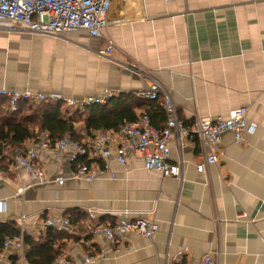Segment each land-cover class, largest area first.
Returning a JSON list of instances; mask_svg holds the SVG:
<instances>
[{
    "label": "crops",
    "instance_id": "crops-1",
    "mask_svg": "<svg viewBox=\"0 0 264 264\" xmlns=\"http://www.w3.org/2000/svg\"><path fill=\"white\" fill-rule=\"evenodd\" d=\"M119 8L125 16L116 24ZM110 20L115 23L102 37L85 30L56 37L0 30V90L77 101L110 90L113 99H142L156 80L185 127L247 108L255 130L241 143L225 133L216 164L207 163L212 148L198 137L172 140L170 163L182 164L181 178L147 169L139 154L120 164L91 148V170L106 163L109 170L100 179L76 180L70 147L59 155L38 151L47 180L38 184L14 170L13 150L7 151L0 156L9 163L0 164V223L16 222L22 237L39 239L45 222L54 221L53 229L68 238L53 264H200L207 256L213 264H264V0H116ZM108 41L115 47L111 58L99 55ZM134 111L143 114L138 103ZM75 126L87 145L101 133L88 136L83 122ZM35 134L24 146L43 136ZM121 219L152 222L157 231L151 239L129 233L118 246L91 231ZM0 264L27 262L9 247L0 251Z\"/></svg>",
    "mask_w": 264,
    "mask_h": 264
},
{
    "label": "built area",
    "instance_id": "built-area-1",
    "mask_svg": "<svg viewBox=\"0 0 264 264\" xmlns=\"http://www.w3.org/2000/svg\"><path fill=\"white\" fill-rule=\"evenodd\" d=\"M116 0H0V30L8 32H31L47 36H58L66 32L85 30L93 37H102L103 32L111 28L115 22L110 20V12ZM173 2L176 0H166ZM124 10L118 9L116 24L124 20ZM115 51L113 42L108 41L107 46L100 52V56L111 58ZM114 92L105 90L104 96H90L83 100H62L55 94H41L30 90H0V98L9 101L10 110L16 112L20 102L28 105H39L49 102H63L69 108L83 111L94 105H106L114 98ZM139 96L144 100H156L163 98V108L166 113V122L162 129H157L151 123L149 116L142 115L137 121L123 124L118 132L100 133L89 140L88 145L80 141H72L65 137L56 142L50 140L48 133H44L41 139H34L24 148H18L10 152V160L14 170L22 169L27 176L38 184L47 182L45 172L38 164L37 153L45 150L59 155L72 147L74 153L71 163L74 166L72 178L85 180L86 182L100 179L106 176L109 165L106 163L97 172L91 168L78 165L81 157L89 155V149L100 153L105 158L114 157L120 164H126L127 157L131 153L139 154L145 160V166L149 170L158 171L163 178H181L183 167L181 163H170L169 143L181 136H196L205 148H212L207 157L208 164H216L219 161L218 146L225 133H232L237 143L243 141L245 133L253 132L255 126L250 125L247 119V108H240L230 112L227 118L211 120L196 119L191 127H185L180 119L177 107L173 103L165 88L156 80H150L146 89ZM116 135V136H115ZM1 156V154H0ZM200 171L205 166L198 167ZM111 178L115 174H111ZM59 184H64L63 179H57ZM69 221L65 226H69ZM46 228L57 227L52 220L45 222ZM61 230V229H59ZM63 230V229H62ZM95 236L103 235L113 246L121 245L127 234H135L151 239L157 231L156 224L143 220L127 221L121 219L113 226L96 225L92 228ZM13 247L19 253L22 260L25 259V247L23 238L7 240L4 248ZM93 258H87L86 262H92ZM59 264H72L60 260ZM200 264H213L210 256L203 259Z\"/></svg>",
    "mask_w": 264,
    "mask_h": 264
},
{
    "label": "trees",
    "instance_id": "trees-1",
    "mask_svg": "<svg viewBox=\"0 0 264 264\" xmlns=\"http://www.w3.org/2000/svg\"><path fill=\"white\" fill-rule=\"evenodd\" d=\"M136 103L142 108V115L149 116L154 127L159 130L163 128L166 113L162 97L144 100L135 95H121L106 105H94L86 110L74 112L63 102L39 105L20 102L18 110L12 112L9 101L0 98V154L4 156L7 151L23 148L28 140L38 137L35 134L37 129L38 134L48 133L52 142L65 137L74 141L81 140L75 126L78 122L84 123V133L88 136L95 132H118L123 124L135 122L142 116L138 117L134 111ZM3 162H7L6 157H1L0 164ZM78 165L90 168L91 162L87 157H81ZM16 238H23L27 264H53L63 255V242L68 237L53 228H49L39 239L30 235L22 237L16 222L0 223V251L4 249L7 240Z\"/></svg>",
    "mask_w": 264,
    "mask_h": 264
}]
</instances>
